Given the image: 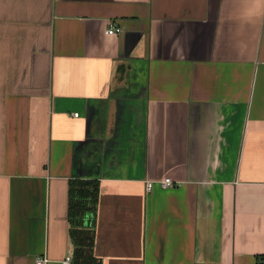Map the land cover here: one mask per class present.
Instances as JSON below:
<instances>
[{"label": "crops", "instance_id": "crops-1", "mask_svg": "<svg viewBox=\"0 0 264 264\" xmlns=\"http://www.w3.org/2000/svg\"><path fill=\"white\" fill-rule=\"evenodd\" d=\"M79 181L100 264H261L264 0H0V264L74 258Z\"/></svg>", "mask_w": 264, "mask_h": 264}, {"label": "trees", "instance_id": "trees-1", "mask_svg": "<svg viewBox=\"0 0 264 264\" xmlns=\"http://www.w3.org/2000/svg\"><path fill=\"white\" fill-rule=\"evenodd\" d=\"M93 185L90 181L73 182L69 190V221L73 228L71 237L75 243V252L72 264H100V260L95 256L94 233L82 229L84 226V216L92 211L94 205Z\"/></svg>", "mask_w": 264, "mask_h": 264}, {"label": "built area", "instance_id": "built-area-1", "mask_svg": "<svg viewBox=\"0 0 264 264\" xmlns=\"http://www.w3.org/2000/svg\"><path fill=\"white\" fill-rule=\"evenodd\" d=\"M122 29L120 27H117L115 24H110V26L106 29L107 34H117L120 33ZM75 116H78L79 113H75ZM158 183L162 188H169L174 186L175 182L172 178L167 177L163 178L161 180H148L146 181V187L147 190H152L154 187V184ZM72 256H67L64 260H62V264H72ZM50 260L47 257V255L39 256L35 260V264H49ZM261 264H264V258L261 260Z\"/></svg>", "mask_w": 264, "mask_h": 264}]
</instances>
